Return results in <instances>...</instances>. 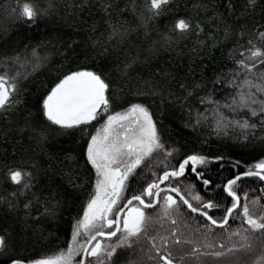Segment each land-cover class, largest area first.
<instances>
[{"label":"snow or ice","instance_id":"6c2138e0","mask_svg":"<svg viewBox=\"0 0 264 264\" xmlns=\"http://www.w3.org/2000/svg\"><path fill=\"white\" fill-rule=\"evenodd\" d=\"M170 5L171 0L0 2L4 19L11 23L32 26L43 17L64 14L61 18L72 17L70 26L83 34L62 44L49 42L48 47L76 67L62 73L41 97L36 122L31 112L20 113L17 122L12 96L27 78L19 68L48 61L41 51L45 45L25 46L0 70V120L12 126L5 135L8 130L27 133L41 153L48 147L50 126L81 141L78 152H51L43 163L29 158L9 166L6 180L18 188L3 198L5 205L16 210V201L25 196L26 217L39 223L57 217L65 197L83 189L69 221L71 243L65 250L53 256L10 255L12 238L0 230L5 264H237L238 252L258 257L253 264H264V158L256 157L251 166L228 160L232 175L214 182L205 168L215 163L224 169L225 157L189 154L164 122V105L171 104L181 109L193 132L207 127L217 137H234L243 147L257 142L264 157V19H255L257 13L264 17V0H245L239 7L237 0H222L221 15L215 6L201 5L211 22L209 39L212 27L220 24L226 36H235L227 53L233 67L210 81L197 80L192 67L190 83L185 82L189 74L182 79L167 67H152L162 51L189 42L195 56L211 53L202 47L203 20L179 19L167 33L155 28L154 21ZM229 17L238 22L236 27ZM83 61L110 62L113 71L89 68ZM143 68L149 69L147 75ZM218 89L228 91L224 104L213 98ZM125 93L132 98H124ZM189 176L208 199L192 194L195 184ZM246 184L255 185L251 198ZM193 214L200 226L185 233L182 228ZM233 237L242 241L239 247Z\"/></svg>","mask_w":264,"mask_h":264},{"label":"trees","instance_id":"16d2710c","mask_svg":"<svg viewBox=\"0 0 264 264\" xmlns=\"http://www.w3.org/2000/svg\"><path fill=\"white\" fill-rule=\"evenodd\" d=\"M11 2L12 0H7V3ZM37 2L43 5L45 0H37ZM244 2L245 0H237V6L243 5ZM202 4H207L209 7L215 6L217 14H223L222 0H171L170 10L165 11L162 16L155 20L154 26L160 32L167 33L179 19L193 18L203 20L205 21V32L201 33V38L206 40V45H202V47L206 53L209 50H211V53L203 58L195 56L190 51L191 42H189L187 45L182 44L174 51H162L158 58L153 59L152 67L157 65L167 67L182 79L185 78L186 74H189L190 68L195 67L197 69L196 79L200 80L203 77L209 81L216 73H227L233 67L231 60L227 58V53L235 46V36H226L224 33L225 25L220 24L218 27H212L213 37L209 39L206 34L210 31L209 25L211 22L209 17L204 15ZM63 15L43 17L34 25L29 26L23 22L11 23L5 20L2 15V9H0V70L6 67L5 60L23 52L25 46H28L30 50L32 47L43 44L45 47L41 50L42 54H47L49 57L48 61L42 65L36 67L26 65L18 69L20 72L26 73L27 78L19 85V94H13L12 96V101H14L13 110L16 113L17 122L20 113L26 115L28 112L32 113L33 122H36L39 119L38 106L41 97L53 86V82L62 73L67 72L70 67H76V65H72L71 61H64L61 55L48 47L49 42L62 44L69 37L74 39H82L83 37L82 33H78L76 29L70 26L73 23L72 17L61 18ZM255 19L262 20L264 17L257 13ZM228 23L233 27L238 25L234 17H229ZM136 42L140 43V41ZM213 43L216 45L215 48L212 47ZM82 63L86 67L100 69L109 74L113 71V65L110 62H103L102 64L97 62L96 65H93L91 61H83ZM141 71L147 75L149 69L143 68ZM185 82H191L190 74ZM227 97V90L218 89L214 93L213 98L224 104L227 102ZM124 98L131 99L132 97L127 96L125 93ZM191 103L202 110L195 98H192ZM164 108V122L177 145L183 144L186 146L184 151L189 154H221L225 157L223 162L225 165L224 169H220L219 165L215 163L205 168L206 176L211 177L214 182L222 183L232 175L228 160L240 159L244 164L251 166L258 162L255 159L256 157L264 158L260 157V146L257 142L243 147L238 144L234 137H217L211 134V130L207 127L193 132L191 127L187 126V120L179 107L166 104ZM226 115L231 114L226 113ZM11 127L9 123L0 120V230L7 231L12 238L13 250L10 255L19 257L53 256L59 251L65 250L70 243L69 221L79 207L78 202L81 199L80 193L83 192V189L65 197L62 210L57 217L42 219L39 223H34L25 215L23 208L25 196H21L16 201V210H12L5 205L3 198L18 188V186L7 182L6 172L9 166H19L22 159L31 158L43 163L47 160V153H58L60 151L78 152L81 141H79L78 136L74 137L65 134L57 131L55 126H50L48 127V132L50 133L48 147L46 152L41 153L35 143L28 138L27 133L21 135L19 132L8 130L5 135V129H11ZM83 179L85 180L84 187L86 188L87 177L84 176ZM25 180H27V177H25ZM41 182H44L43 178ZM254 187L255 185L252 184L245 185V189L250 192V198L251 189ZM192 194L205 196V193L201 191V185L197 182H195ZM208 198L205 196V199ZM218 215L219 213H217ZM198 219L194 214L188 217V226L187 228H182V231L185 233L194 232L200 226L197 223ZM34 227L36 230H34ZM21 239L30 240V242L18 243ZM233 242L236 243L237 247L242 243L238 237H233ZM236 256L240 257L239 259L241 260H246L247 264H253V260L258 258L247 256L243 252H238ZM7 259V256L0 255V264H5ZM204 259L211 261L213 258L206 257ZM238 261L237 264H239Z\"/></svg>","mask_w":264,"mask_h":264},{"label":"flooded vegetation","instance_id":"af4514ba","mask_svg":"<svg viewBox=\"0 0 264 264\" xmlns=\"http://www.w3.org/2000/svg\"><path fill=\"white\" fill-rule=\"evenodd\" d=\"M188 180L191 181L193 184H195V182H196L194 177H192V176H189Z\"/></svg>","mask_w":264,"mask_h":264},{"label":"rangeland","instance_id":"374dc122","mask_svg":"<svg viewBox=\"0 0 264 264\" xmlns=\"http://www.w3.org/2000/svg\"><path fill=\"white\" fill-rule=\"evenodd\" d=\"M98 127H99V126H98ZM235 227H237V225H234V226H233V228H235ZM70 243H71V240H70ZM70 243H69V244H70ZM58 253H59V252H58ZM58 253H57V254H58ZM57 254H55V255H57ZM239 258H240V257H239ZM238 260H241V259H238ZM238 262H239V261H238Z\"/></svg>","mask_w":264,"mask_h":264}]
</instances>
